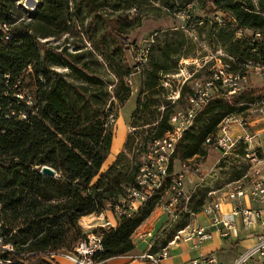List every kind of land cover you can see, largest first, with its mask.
I'll return each mask as SVG.
<instances>
[{
	"label": "trees",
	"instance_id": "16d2710c",
	"mask_svg": "<svg viewBox=\"0 0 264 264\" xmlns=\"http://www.w3.org/2000/svg\"><path fill=\"white\" fill-rule=\"evenodd\" d=\"M19 2L0 0V25L8 27L7 34L0 30V238L6 246L0 249V264H55L52 254L73 251L86 238L79 221L109 210L118 224L97 229L103 234V251L95 259L104 264L124 257L135 249L133 236L152 215L157 196L172 190L174 162L206 158V141L225 118L241 115L248 105L264 104V92L256 90L212 99L178 143L163 188L133 215H118L116 207L136 187L141 168L140 162L129 177L113 178L118 158L101 173L114 139L110 120L116 102L123 106L132 95L125 82L132 74L125 57L132 45L127 35L146 14L210 4L209 15L229 17L216 22L213 31L225 52L222 61L245 76L251 65L264 66V0H38L32 11ZM83 9L105 12L102 33L90 39L92 49L56 53L42 48L44 40L66 32L62 26ZM17 10L28 18L19 21ZM240 30L259 32L262 38L238 37ZM110 75L116 80L114 90ZM169 119L161 117L156 135L143 148L170 130ZM239 147L246 156V146ZM44 167L55 176L43 175ZM122 184L128 186L125 194Z\"/></svg>",
	"mask_w": 264,
	"mask_h": 264
},
{
	"label": "rangeland",
	"instance_id": "374dc122",
	"mask_svg": "<svg viewBox=\"0 0 264 264\" xmlns=\"http://www.w3.org/2000/svg\"><path fill=\"white\" fill-rule=\"evenodd\" d=\"M19 1L24 9L32 11L38 0ZM210 7V4L205 6L194 2L172 14H146L141 26L127 35L132 45L125 51V57L132 74L125 82L131 88L132 95L123 106L117 105L116 102L113 123L110 120L116 140L112 149L114 154L109 155L101 173L107 171L112 161L120 158L112 176L120 179L129 177L132 168L141 162L147 151L148 145L143 148V144L156 135L161 117L169 115L170 118L174 113L186 109L195 81L208 79L216 69L220 55L225 56L224 50L214 40L213 31L216 22H223L225 19L229 21V17L223 12L209 15ZM70 9L72 10V6ZM190 11L192 15H189ZM102 15H105V12L89 14L84 9L78 16L72 13L67 24L62 26L67 29L66 32L44 40L42 48L52 49L56 53L64 49L70 53H75V49L84 51L92 49L93 44L90 41L92 34L102 33ZM15 16L19 21L28 18L19 10L15 12ZM247 36L252 37V33L247 32ZM57 69L61 73H67V70ZM248 71L240 93L246 90L264 92L262 73L264 66L251 65ZM104 79L107 80V77ZM107 81L114 84L110 88L114 90L116 84L114 76L110 75ZM184 86L187 88L182 95ZM132 108L133 111L129 115ZM261 109L264 110L261 103L248 105V109L240 116L244 120L260 119ZM125 119L126 125L123 126ZM122 132H126V136L121 149V143L117 139L118 136L124 137ZM119 150L120 153L115 154ZM242 151L244 152V149L238 147L228 156L219 159V152L214 148H208V155L204 159L194 158L185 164L176 160L172 177L176 179L183 175L181 190L184 196L180 199L177 215L169 214L166 210L170 199L175 196L173 190L163 191L157 196L158 204L153 216L161 215L158 231L168 226L162 234L171 229L169 236L176 234L179 228L189 223L191 214L188 212L213 203L214 195L211 193L214 191L230 193L238 186L245 191H251L253 179L251 164L246 156L241 155ZM122 187V194L127 193L128 186L122 184ZM186 198H189L188 204ZM122 199L121 196L120 200ZM109 211L114 214L112 210ZM100 216L91 215L84 219H95L91 223L96 226L105 222ZM79 224L85 233L82 219ZM138 238L139 236L136 239Z\"/></svg>",
	"mask_w": 264,
	"mask_h": 264
},
{
	"label": "built area",
	"instance_id": "2783aa9c",
	"mask_svg": "<svg viewBox=\"0 0 264 264\" xmlns=\"http://www.w3.org/2000/svg\"><path fill=\"white\" fill-rule=\"evenodd\" d=\"M253 1L256 4V0ZM0 30L4 34H7V25H0ZM247 32L252 33L256 39L262 38L259 32H253L251 30H240L237 36H247ZM223 56L222 54L220 55L216 69L208 79L205 81H195L191 94L188 97V106L186 109L178 111L170 117V130L162 138L155 139L148 144L147 151L141 159V168L136 179V187L128 191L127 196L121 202L122 206L116 207L118 215H126L128 217L133 215L163 188L169 177V165L178 143L183 138L185 132L194 126L196 117L205 109L210 101L214 98H232L242 90L243 82L246 80L249 71H247L245 76L231 72L229 66L222 61ZM5 77L8 78V76ZM259 112L261 118L264 120V110L261 109ZM113 121L111 118V123ZM233 124L240 126L244 130L248 127L246 120L240 115H232L225 118L220 124L218 132L206 141V144L210 148L220 151L223 157L231 154L242 142L251 144L254 138L248 132L237 138L232 137L231 129ZM247 154L246 158H248L251 164L253 174L251 198L260 204H264V159H261L256 152H248ZM182 181L183 175H180L174 180L172 190L175 196L170 199L166 206L169 214L177 215L176 211L179 207L180 199L184 196L181 190ZM244 196L245 191L241 186L236 187L235 191L229 193L228 197L234 201V207L228 216L222 215V201L220 200L213 203L212 206L205 207L204 212L212 216L211 225L221 226L225 230L224 233L226 236L236 229L239 218L245 227H252L257 223L263 226V210L252 211L242 209L240 199ZM188 202L189 198H186V203L188 204ZM98 228L87 232L85 231L86 238L79 242L73 251L52 254L51 260L55 262L57 258H62L72 264H102L95 259L103 251V234L97 231ZM101 228L109 229L114 227L110 223H106ZM142 235L148 238L153 236L149 230H145L141 235L139 234V237H142ZM210 239L211 234L205 227L188 226L177 232L173 243L195 240L197 245H201ZM4 248L6 246L3 245V240L0 238V249ZM151 248L152 244L150 243L148 244V249ZM168 255V250H163L158 256L144 253L138 256L128 254L124 257L131 261L145 260L151 264H162V259ZM192 264L222 263L215 256H209L196 259L192 261ZM232 264H264V235H258L256 244L237 257Z\"/></svg>",
	"mask_w": 264,
	"mask_h": 264
},
{
	"label": "crops",
	"instance_id": "0c3cea01",
	"mask_svg": "<svg viewBox=\"0 0 264 264\" xmlns=\"http://www.w3.org/2000/svg\"><path fill=\"white\" fill-rule=\"evenodd\" d=\"M133 111L129 112L131 115ZM126 119L124 120L123 126L126 125ZM247 129L244 130L240 126L233 124L231 129V135L234 138H237L241 135H244L248 132L251 136H254L251 144L242 142L241 144L246 146L247 152H256L258 153L261 159H264V120L262 118H250L246 120ZM124 128V127H123ZM124 131V129H123ZM124 137L118 136V142L121 143V149L123 148L126 132H122ZM115 138L113 139L111 153L114 154L113 144L115 142ZM240 144V145H241ZM239 147V146H238ZM237 147V148H238ZM120 149V150H121ZM120 150L115 152V154H119ZM218 151V150H217ZM220 154V158H224L222 153L218 151ZM248 155V154H247ZM192 161V160H191ZM190 162V161H189ZM113 161L110 163L112 165ZM109 165V166H110ZM106 166V162L103 165ZM109 166L107 168H109ZM221 170V168H219ZM219 191V190H217ZM245 191V189H244ZM214 195L213 203L217 201H222V215L228 216L232 212L234 207V201L230 200L228 197L229 193H221V192H212ZM242 203V209L246 210H263V221H264V204H260L259 202L253 200L251 198V191H245V196L240 199ZM212 204L204 205L201 211L198 213H191V218L188 226H201L205 227L211 234V239L202 243L201 245H197L195 240L190 242H174V237L177 232L185 229L179 228L176 234L169 236L170 231L167 230L164 234H162L163 230L167 229L165 227L163 230H159L160 222L159 220L161 215H156L155 212L150 216V218L145 221V223L136 231L133 236V242L135 244V249L130 253V255L138 256L144 253H150L151 255L158 256L163 250H168L169 255L162 259V264H192V261L196 259H200L203 257L215 256L220 263L222 264H232L233 261L242 255L245 251H247L250 247L254 246L257 241V236L260 234L264 235V225H260L257 223L252 227H245L240 218L237 221L236 229L231 231L227 236L225 235V230L221 228V226H212L211 225V215H208L204 212L205 207L212 206ZM189 213V212H188ZM106 223H110L114 228L117 227V218L110 211H106L101 214ZM100 216V217H101ZM99 223L98 225H101ZM104 227V226H102ZM176 227V225H174ZM101 228V227H100ZM145 230H149L152 232L153 236L148 238L147 236H140L136 239L139 234L141 235ZM158 233V234H157ZM142 238V239H140ZM136 240V241H135ZM152 244V248L148 249V244ZM55 264H72L62 258H57L54 262ZM104 264H151L149 261L145 260H137L131 261L126 257H119L115 259H111Z\"/></svg>",
	"mask_w": 264,
	"mask_h": 264
},
{
	"label": "bare ground",
	"instance_id": "6f19581e",
	"mask_svg": "<svg viewBox=\"0 0 264 264\" xmlns=\"http://www.w3.org/2000/svg\"><path fill=\"white\" fill-rule=\"evenodd\" d=\"M95 219H82V222H83V228H84V231H90V230H93L95 228H98V227H102V226H105L106 224V221L104 223H102L101 225H96L94 226L91 222L94 221ZM85 224V225H84Z\"/></svg>",
	"mask_w": 264,
	"mask_h": 264
},
{
	"label": "water",
	"instance_id": "95a60500",
	"mask_svg": "<svg viewBox=\"0 0 264 264\" xmlns=\"http://www.w3.org/2000/svg\"><path fill=\"white\" fill-rule=\"evenodd\" d=\"M42 174L45 175V176L54 177L55 176V171L52 170L49 167H44L42 169Z\"/></svg>",
	"mask_w": 264,
	"mask_h": 264
}]
</instances>
